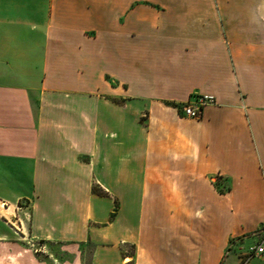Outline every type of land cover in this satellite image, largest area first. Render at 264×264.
I'll return each mask as SVG.
<instances>
[{"label": "crops", "instance_id": "0c3cea01", "mask_svg": "<svg viewBox=\"0 0 264 264\" xmlns=\"http://www.w3.org/2000/svg\"><path fill=\"white\" fill-rule=\"evenodd\" d=\"M263 229L264 0H0V264H241Z\"/></svg>", "mask_w": 264, "mask_h": 264}, {"label": "built area", "instance_id": "2783aa9c", "mask_svg": "<svg viewBox=\"0 0 264 264\" xmlns=\"http://www.w3.org/2000/svg\"><path fill=\"white\" fill-rule=\"evenodd\" d=\"M216 104V98L212 95H195L182 106V114L186 118L200 119L204 109L209 105ZM264 255V229L260 232V240L257 245L242 257L241 264H246L253 257Z\"/></svg>", "mask_w": 264, "mask_h": 264}, {"label": "trees", "instance_id": "16d2710c", "mask_svg": "<svg viewBox=\"0 0 264 264\" xmlns=\"http://www.w3.org/2000/svg\"><path fill=\"white\" fill-rule=\"evenodd\" d=\"M94 192L100 195H105V193L99 192L96 188L94 189Z\"/></svg>", "mask_w": 264, "mask_h": 264}, {"label": "rangeland", "instance_id": "374dc122", "mask_svg": "<svg viewBox=\"0 0 264 264\" xmlns=\"http://www.w3.org/2000/svg\"><path fill=\"white\" fill-rule=\"evenodd\" d=\"M95 194H97V193H95ZM98 195H100V194H98ZM100 196H102V195H100ZM88 248L90 249V245L88 246Z\"/></svg>", "mask_w": 264, "mask_h": 264}]
</instances>
